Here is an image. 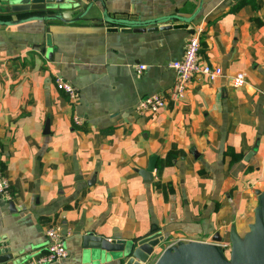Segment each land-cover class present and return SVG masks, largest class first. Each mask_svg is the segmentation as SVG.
I'll return each mask as SVG.
<instances>
[{"label": "crops", "instance_id": "1", "mask_svg": "<svg viewBox=\"0 0 264 264\" xmlns=\"http://www.w3.org/2000/svg\"><path fill=\"white\" fill-rule=\"evenodd\" d=\"M72 1L92 6L84 20L0 25V160L14 191L0 198L7 264L44 254L52 226L69 254L54 264H119L84 249L89 233L126 242L160 232L158 255L179 242H229L232 226L243 236L264 191V0ZM200 6L186 29L110 32L100 21L105 12L189 18ZM194 34L204 64L222 75L196 77L181 103L137 114L142 98L172 87L170 64ZM57 79L77 89L76 106Z\"/></svg>", "mask_w": 264, "mask_h": 264}, {"label": "water", "instance_id": "2", "mask_svg": "<svg viewBox=\"0 0 264 264\" xmlns=\"http://www.w3.org/2000/svg\"><path fill=\"white\" fill-rule=\"evenodd\" d=\"M202 6V3H201ZM201 6L196 13L185 18L182 16H168L149 21H132L128 19H116L103 14L100 21L114 26L110 32L145 33L158 32L173 29H186L201 11ZM91 7L82 9L72 0H0V13L3 20L0 25L7 27L19 26L34 21L62 22L73 24L84 20ZM175 23H184L175 25ZM169 24L168 26H166ZM51 55V50H48ZM155 171V160L151 161L149 168L142 173L146 181H152V173ZM257 207L254 209L253 222L249 224L248 231L241 236L235 226L229 233V254L220 246L223 239L216 236L211 243L191 241L179 242L166 248L159 254L164 239L162 233L155 232L151 236L133 241H109L89 233L83 238V247L86 251H92L94 258L107 256L111 262L119 264H264V191L257 193ZM156 228L153 230L155 231ZM13 261L8 248H1L0 264Z\"/></svg>", "mask_w": 264, "mask_h": 264}, {"label": "built area", "instance_id": "3", "mask_svg": "<svg viewBox=\"0 0 264 264\" xmlns=\"http://www.w3.org/2000/svg\"><path fill=\"white\" fill-rule=\"evenodd\" d=\"M200 37V34L190 36L185 43L183 58L170 64V68L175 74V80L167 94H151L142 98L136 107L137 114L141 115L148 112L157 113L166 106L167 99L172 102L181 103L196 77L203 76L207 77L210 81H213L222 75L221 69L211 68L204 64L203 56L201 54ZM145 70L146 67L141 66L139 67L138 72L142 73ZM244 82L245 75L243 73L237 74L232 79V85L235 89L241 88L244 85ZM56 84L58 89L66 96L69 102L73 106H76L79 100L77 89L71 83L65 82L62 79H57ZM73 124L75 127L81 128L83 126V120L79 116H74ZM13 194V188L5 175L0 160V198L9 202L12 200ZM46 237L47 243L45 246V253L37 258L26 260L21 264H54L68 257L69 254L64 243L61 227H50L46 232ZM220 246L226 254H229V242H223Z\"/></svg>", "mask_w": 264, "mask_h": 264}, {"label": "trees", "instance_id": "4", "mask_svg": "<svg viewBox=\"0 0 264 264\" xmlns=\"http://www.w3.org/2000/svg\"><path fill=\"white\" fill-rule=\"evenodd\" d=\"M241 1V0H240ZM238 2L237 5L235 6V8H239L240 6L243 5V3H247V2H254L255 0H242L241 2Z\"/></svg>", "mask_w": 264, "mask_h": 264}, {"label": "rangeland", "instance_id": "5", "mask_svg": "<svg viewBox=\"0 0 264 264\" xmlns=\"http://www.w3.org/2000/svg\"><path fill=\"white\" fill-rule=\"evenodd\" d=\"M166 245H170V242H166ZM154 262V261H153Z\"/></svg>", "mask_w": 264, "mask_h": 264}]
</instances>
